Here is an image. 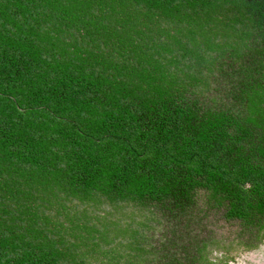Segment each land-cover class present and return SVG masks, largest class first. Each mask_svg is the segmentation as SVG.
<instances>
[{"label": "trees", "instance_id": "trees-1", "mask_svg": "<svg viewBox=\"0 0 264 264\" xmlns=\"http://www.w3.org/2000/svg\"><path fill=\"white\" fill-rule=\"evenodd\" d=\"M263 239L264 0H0V264Z\"/></svg>", "mask_w": 264, "mask_h": 264}, {"label": "rangeland", "instance_id": "rangeland-1", "mask_svg": "<svg viewBox=\"0 0 264 264\" xmlns=\"http://www.w3.org/2000/svg\"><path fill=\"white\" fill-rule=\"evenodd\" d=\"M215 253L212 252L211 255ZM232 259L228 264H264V239L256 248L248 251H236L230 253Z\"/></svg>", "mask_w": 264, "mask_h": 264}]
</instances>
